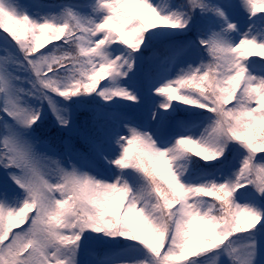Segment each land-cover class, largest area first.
<instances>
[{
	"label": "snow or ice",
	"instance_id": "obj_1",
	"mask_svg": "<svg viewBox=\"0 0 264 264\" xmlns=\"http://www.w3.org/2000/svg\"><path fill=\"white\" fill-rule=\"evenodd\" d=\"M0 30V264H264V0H0Z\"/></svg>",
	"mask_w": 264,
	"mask_h": 264
},
{
	"label": "trees",
	"instance_id": "obj_2",
	"mask_svg": "<svg viewBox=\"0 0 264 264\" xmlns=\"http://www.w3.org/2000/svg\"><path fill=\"white\" fill-rule=\"evenodd\" d=\"M34 1H36V0H34ZM40 1H42V0H40ZM45 1L50 2L53 5L61 4V3H69V2H73V1L78 2V0H45ZM0 34L6 35V34L2 33V30H0ZM54 43H60V42L57 41ZM49 47H50V45H49ZM41 51H43V49H41ZM44 112H45V118H44L43 122L41 123L40 127L36 130V135H38L42 140L43 139H49L52 142V146L57 147L58 146V139L57 138L60 135V133L58 132V130L55 126V121H54L51 113L48 112L47 106H45Z\"/></svg>",
	"mask_w": 264,
	"mask_h": 264
},
{
	"label": "rangeland",
	"instance_id": "obj_3",
	"mask_svg": "<svg viewBox=\"0 0 264 264\" xmlns=\"http://www.w3.org/2000/svg\"><path fill=\"white\" fill-rule=\"evenodd\" d=\"M20 3L22 4H32V3H38L37 1L34 0H19ZM238 19L241 20V26L243 28V18L242 17H238ZM25 87H27V85H24ZM221 264H228V260L226 258H221Z\"/></svg>",
	"mask_w": 264,
	"mask_h": 264
}]
</instances>
